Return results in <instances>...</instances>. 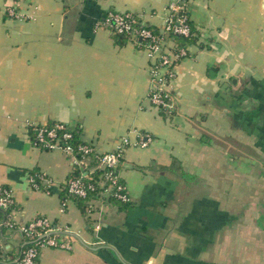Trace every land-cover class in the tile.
I'll return each mask as SVG.
<instances>
[{
    "label": "crops",
    "instance_id": "0c3cea01",
    "mask_svg": "<svg viewBox=\"0 0 264 264\" xmlns=\"http://www.w3.org/2000/svg\"><path fill=\"white\" fill-rule=\"evenodd\" d=\"M172 1L0 0V188L15 201L0 213V264H19L23 245L6 220L40 216L84 243L45 248L37 264H264V0L189 2L194 39L169 111L149 100L147 50L97 22L114 10L162 27ZM50 122L100 152L153 137L124 151L129 204L94 200L88 213L67 195L72 160L32 140L30 125ZM35 172L51 192L33 188Z\"/></svg>",
    "mask_w": 264,
    "mask_h": 264
},
{
    "label": "built area",
    "instance_id": "2783aa9c",
    "mask_svg": "<svg viewBox=\"0 0 264 264\" xmlns=\"http://www.w3.org/2000/svg\"><path fill=\"white\" fill-rule=\"evenodd\" d=\"M191 0H173L165 16L162 27H159L163 36H156L147 27L149 23L139 15L142 21L135 19L132 13L108 12L97 22V28H105L111 34L127 32L133 40L142 38L147 40L145 49L150 58L151 91L149 100L151 103L164 110L174 109V99L169 89L171 82L175 79L177 65L187 56L188 49L179 47L170 36V33L190 36L192 29L189 24V2ZM10 16L17 15L14 8L8 10ZM146 27L136 29V24ZM34 131L33 143L47 151L61 150L73 162L74 169L79 172L66 181L65 190L69 197L86 201L89 205L88 213L94 210L92 202L108 203L111 199L129 204L131 197L125 183L122 181L119 167L122 163L124 151L129 146L147 147L153 137L141 133L139 142L131 141L125 136L121 139L116 148L111 151L100 152L90 143L75 146L68 140L72 138V127L65 123L57 122L53 126L46 124L30 125ZM87 161L91 167H86ZM74 170V172H75ZM96 170H101L97 179L91 180L90 175ZM29 181L33 188L51 192L55 181L45 173H38L37 177L31 175ZM15 204L14 195L7 187L0 188V206L8 209ZM6 224L12 228H18L22 236L33 240V244L20 251L19 264H37L41 252L45 248L71 249L73 237L67 234H58L62 229L56 226L48 217L40 216L24 225H17L12 220H6ZM100 225H97L99 228Z\"/></svg>",
    "mask_w": 264,
    "mask_h": 264
},
{
    "label": "trees",
    "instance_id": "16d2710c",
    "mask_svg": "<svg viewBox=\"0 0 264 264\" xmlns=\"http://www.w3.org/2000/svg\"><path fill=\"white\" fill-rule=\"evenodd\" d=\"M109 12H112V13H116V11L114 10H111ZM131 13V12H129ZM133 17L139 21H142V19L139 17V14L138 13H132ZM189 24L191 26V29H192V34L190 36H184V35H180V34H175V33H170V36L173 38V40L178 44L179 47H185L188 49V52L190 54V51H189V47H188V42L189 41H192L194 39V30L192 28V24H191V19L189 20ZM136 29H143L146 27L143 26L142 24H136ZM148 29H150L152 31V33L158 37L160 36H163V33L161 32L160 28L157 27V26H154V25H151L149 24V26L147 27ZM115 36V38L117 39V41L119 42V44H124L128 41H131L133 43H135L139 48H144L145 49V46H146V42L147 40L145 39H142V38H137L135 40H133L131 38V35L127 32H124V33H119V34H113ZM55 123L57 122H50V123H47V125L50 127V126H53L55 125ZM73 131L71 132L72 133V138L70 140H68V142L70 144H73L75 146H78V145H82V144H85L87 143L86 141H83L82 138L80 137L79 135V129H75V128H72ZM31 131V135H32V138H34L35 140V137H34V131H32V129H30ZM33 140V139H32ZM33 140V141H34ZM79 168H77L74 172V174H77L79 172ZM101 170H96L94 171V173H92L90 175V179L91 180H94V179H97L99 177V175L101 174ZM38 173L40 172H35V176L37 177ZM77 200V199H76ZM111 200H114V201H117L119 203H122L120 201H118L117 199H111ZM78 201H83V200H78ZM84 208H86L85 206H83ZM12 207L8 208V209H3V210H0V213L2 214V218L4 217V219H7L8 218V214L10 212ZM33 244V240L32 239H29L25 236H23V245H22V248H21V251L26 249L27 247H29L30 245Z\"/></svg>",
    "mask_w": 264,
    "mask_h": 264
},
{
    "label": "water",
    "instance_id": "95a60500",
    "mask_svg": "<svg viewBox=\"0 0 264 264\" xmlns=\"http://www.w3.org/2000/svg\"><path fill=\"white\" fill-rule=\"evenodd\" d=\"M56 233H58V234H67V235L73 237L74 239H77L81 243H84L83 240L76 233H73L71 231L61 230V231H57Z\"/></svg>",
    "mask_w": 264,
    "mask_h": 264
},
{
    "label": "rangeland",
    "instance_id": "374dc122",
    "mask_svg": "<svg viewBox=\"0 0 264 264\" xmlns=\"http://www.w3.org/2000/svg\"><path fill=\"white\" fill-rule=\"evenodd\" d=\"M123 138V137H122ZM121 138V139H122ZM259 167L261 168V169H264V160L263 161H261L260 163H259Z\"/></svg>",
    "mask_w": 264,
    "mask_h": 264
}]
</instances>
